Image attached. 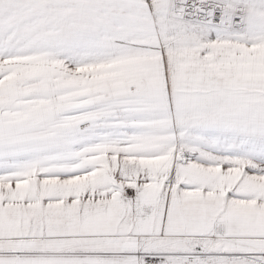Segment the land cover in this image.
Wrapping results in <instances>:
<instances>
[{"label":"snow or ice","instance_id":"6c2138e0","mask_svg":"<svg viewBox=\"0 0 264 264\" xmlns=\"http://www.w3.org/2000/svg\"><path fill=\"white\" fill-rule=\"evenodd\" d=\"M0 264H264V0H0Z\"/></svg>","mask_w":264,"mask_h":264}]
</instances>
